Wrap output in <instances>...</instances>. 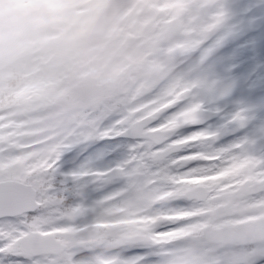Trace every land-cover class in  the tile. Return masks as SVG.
<instances>
[{"label": "snow or ice", "instance_id": "6c2138e0", "mask_svg": "<svg viewBox=\"0 0 264 264\" xmlns=\"http://www.w3.org/2000/svg\"><path fill=\"white\" fill-rule=\"evenodd\" d=\"M203 111L180 86L122 99L55 136L0 121V264H264V156L247 140L216 148L220 131L189 133ZM244 122L242 113L230 121ZM122 137L136 142L117 166L62 172L76 146L117 147ZM129 204L142 223L123 226L116 242L83 237Z\"/></svg>", "mask_w": 264, "mask_h": 264}, {"label": "rangeland", "instance_id": "374dc122", "mask_svg": "<svg viewBox=\"0 0 264 264\" xmlns=\"http://www.w3.org/2000/svg\"><path fill=\"white\" fill-rule=\"evenodd\" d=\"M124 9L125 19H138L124 31L117 55L67 80L13 94L0 90V121L20 122L55 136L122 99L182 86L204 105L203 123L189 127V133L220 131L216 148L247 140L252 155L264 156V0H128ZM220 11L224 17L213 27ZM175 18L183 27L171 35ZM149 23L158 25L156 33H146ZM237 113L255 117L254 123L239 129L230 123ZM135 142L120 138L117 147L106 140L78 145L65 154L61 170L115 167L129 158ZM116 187H101L93 198ZM138 210L136 204L115 208L90 222L83 237L94 243L116 242L123 226L142 223L132 219ZM213 223L218 221L213 218Z\"/></svg>", "mask_w": 264, "mask_h": 264}, {"label": "clouds", "instance_id": "9594fccd", "mask_svg": "<svg viewBox=\"0 0 264 264\" xmlns=\"http://www.w3.org/2000/svg\"><path fill=\"white\" fill-rule=\"evenodd\" d=\"M126 3L0 0V90L23 92L94 71L121 51L124 31L138 19H125Z\"/></svg>", "mask_w": 264, "mask_h": 264}, {"label": "water", "instance_id": "95a60500", "mask_svg": "<svg viewBox=\"0 0 264 264\" xmlns=\"http://www.w3.org/2000/svg\"><path fill=\"white\" fill-rule=\"evenodd\" d=\"M182 27H183L182 22L178 18H175L171 23L170 33L172 35H176L178 32L181 31ZM157 30H158V26L155 24L149 23L145 26V31L147 34H154L157 32ZM254 120H255L254 118H250V119L245 118V122L243 126H240L238 123L235 124L239 129H246L247 127L253 124ZM121 139L133 140L128 137H122Z\"/></svg>", "mask_w": 264, "mask_h": 264}, {"label": "trees", "instance_id": "16d2710c", "mask_svg": "<svg viewBox=\"0 0 264 264\" xmlns=\"http://www.w3.org/2000/svg\"><path fill=\"white\" fill-rule=\"evenodd\" d=\"M257 20H258V19H257ZM255 21H256V20H255ZM249 26H251V24H250ZM249 26H248V27H249ZM247 29H248V28H246V30H247ZM236 35H237V34H236ZM234 43H235V42H234ZM234 43H233V42H231V44H230V45H233V46H234V45H235Z\"/></svg>", "mask_w": 264, "mask_h": 264}, {"label": "flooded vegetation", "instance_id": "af4514ba", "mask_svg": "<svg viewBox=\"0 0 264 264\" xmlns=\"http://www.w3.org/2000/svg\"><path fill=\"white\" fill-rule=\"evenodd\" d=\"M216 220V218H214Z\"/></svg>", "mask_w": 264, "mask_h": 264}]
</instances>
